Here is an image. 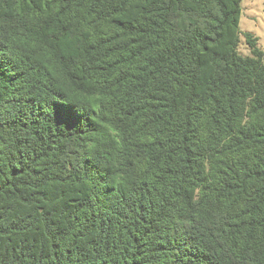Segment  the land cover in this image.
Listing matches in <instances>:
<instances>
[{
  "label": "trees",
  "instance_id": "trees-1",
  "mask_svg": "<svg viewBox=\"0 0 264 264\" xmlns=\"http://www.w3.org/2000/svg\"><path fill=\"white\" fill-rule=\"evenodd\" d=\"M241 4L0 0V264H264Z\"/></svg>",
  "mask_w": 264,
  "mask_h": 264
},
{
  "label": "rangeland",
  "instance_id": "rangeland-1",
  "mask_svg": "<svg viewBox=\"0 0 264 264\" xmlns=\"http://www.w3.org/2000/svg\"><path fill=\"white\" fill-rule=\"evenodd\" d=\"M241 7L238 52L240 55L247 57L251 56L247 34L255 37L258 48L264 51V0H242Z\"/></svg>",
  "mask_w": 264,
  "mask_h": 264
}]
</instances>
